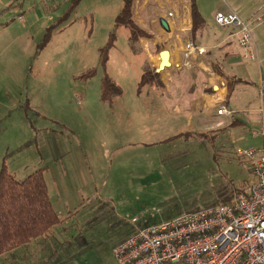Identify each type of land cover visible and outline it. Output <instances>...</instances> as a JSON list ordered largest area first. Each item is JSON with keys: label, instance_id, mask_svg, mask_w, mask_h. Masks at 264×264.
<instances>
[{"label": "rangeland", "instance_id": "rangeland-1", "mask_svg": "<svg viewBox=\"0 0 264 264\" xmlns=\"http://www.w3.org/2000/svg\"><path fill=\"white\" fill-rule=\"evenodd\" d=\"M12 1L0 0V170L4 164L23 180L43 169L60 223L0 257V264H117L114 247L136 228L233 203L238 190L253 185L243 153L263 146V135L252 136L262 131L260 119L235 126L241 141L217 130L163 142L176 132L166 120L172 99H187L190 86L204 85L198 64L221 68L220 48L200 44L210 11L192 41L206 53L184 65L181 52V67L161 73L164 89L146 86L137 93L160 51L180 52L190 41L182 11L165 33L158 21L174 11L159 9L157 0H135L133 19L151 36L131 42L129 29L115 23L123 0H76L58 25L72 0H17L21 7L7 9ZM110 35L114 43L103 68L100 50ZM257 45L264 52V41ZM249 72L258 83L257 68ZM105 76L122 90L111 102L100 97Z\"/></svg>", "mask_w": 264, "mask_h": 264}, {"label": "built area", "instance_id": "built-area-1", "mask_svg": "<svg viewBox=\"0 0 264 264\" xmlns=\"http://www.w3.org/2000/svg\"><path fill=\"white\" fill-rule=\"evenodd\" d=\"M168 17L173 14L169 12ZM214 20L218 26L232 29L231 37L244 59L258 60L251 22L234 12H217ZM252 21L264 22V14ZM203 53V47L187 42L184 65ZM217 114L230 113L220 108ZM243 155L255 182L239 192L233 203H219L136 228L114 247L117 264H264V149H247ZM131 223L136 225L138 220L133 218Z\"/></svg>", "mask_w": 264, "mask_h": 264}, {"label": "crops", "instance_id": "crops-1", "mask_svg": "<svg viewBox=\"0 0 264 264\" xmlns=\"http://www.w3.org/2000/svg\"><path fill=\"white\" fill-rule=\"evenodd\" d=\"M195 3L196 10H198L203 20V27L197 32L194 40L198 37L199 32L203 28L205 29V25L207 24L204 11H210L211 26L206 27L209 30L204 34L205 43L201 41L200 44L209 49H215V47L220 48V53L215 58H218L221 68L219 67V69L216 64L212 63L210 66H206L203 63L198 64L200 68L205 70L204 76L206 79L203 83L204 85L202 88L190 86L187 99L183 100V96L182 98L178 96L179 99H176L173 96L174 99H172L170 106V109L172 107V115L167 116L168 118L166 117V120H168L167 124H170L171 127L174 126V131L176 132L163 141L180 134L185 135L186 133L196 131L211 132L217 130L225 134L228 131L231 137L233 136L237 141H241V137L238 136L237 131H234L236 129L235 126L241 128L246 123L253 122L257 119L261 120L260 128L264 132V76L262 74L264 52L257 45L260 40L264 41V29L261 28L264 22L252 21L264 14V0H195ZM156 4L161 10L170 9L174 11L170 12L173 14V18L169 19L168 15L164 18L169 25V32L176 27V21L179 17L177 12L182 11L183 24L187 25L186 30L189 32V37L191 36L190 0H157ZM217 12H234L241 19L251 22L252 38L258 54L257 61H249L243 58L242 52L236 47L234 38L231 37L232 29L223 28L216 24L214 15ZM175 18L177 19L176 21ZM215 34H219L220 37H214ZM189 39L190 41H194L191 37ZM183 51L184 47L181 46L180 52L179 50L170 52V68H174L180 64V54ZM173 61H179V63ZM252 66L257 68L258 83L250 78L249 69ZM229 87L231 88L230 90ZM159 88L164 89L165 85L163 84ZM179 89L172 91L177 93L180 91ZM256 92H258V96ZM165 106L167 107V105ZM220 108H225L230 114L218 115L217 110ZM181 122H184L185 126L181 125ZM165 126L167 127L166 124ZM183 128H187V130H183ZM232 133H235V136ZM252 136L258 137L260 135ZM262 141L263 146L249 149H264V138Z\"/></svg>", "mask_w": 264, "mask_h": 264}, {"label": "trees", "instance_id": "trees-1", "mask_svg": "<svg viewBox=\"0 0 264 264\" xmlns=\"http://www.w3.org/2000/svg\"><path fill=\"white\" fill-rule=\"evenodd\" d=\"M134 1L123 0L122 9L115 18L116 26L122 25L129 29V41L131 42H136L137 40L146 39L151 36L146 30L141 29L133 19ZM76 2V0L70 2L69 6L58 18L56 25L68 19L69 14L76 8ZM21 6V2L13 0L9 3L7 9ZM196 9L195 0H190L192 24L190 37L192 40H194L197 32L203 27V20ZM56 25L52 26L50 30ZM107 40V45L100 50V62L103 68L107 62V52L113 46L114 35H110ZM155 70L144 72L141 75L137 86V93H140V90L146 86H163L160 78L161 74L155 73ZM120 92L122 90L118 85L110 81L106 76L103 78L100 95L102 101L111 102L113 97L119 96V94L121 95ZM182 136L184 135L180 134L163 142H172ZM43 175V169H39L29 174L23 180H16L7 171L6 166L4 164L2 165L0 170V257L5 254L12 255L18 248L27 246L32 241L41 238L52 227L58 226L60 223L58 213L51 203ZM244 191L240 189L236 194Z\"/></svg>", "mask_w": 264, "mask_h": 264}, {"label": "water", "instance_id": "water-1", "mask_svg": "<svg viewBox=\"0 0 264 264\" xmlns=\"http://www.w3.org/2000/svg\"><path fill=\"white\" fill-rule=\"evenodd\" d=\"M159 25L165 32H169V25L164 18L159 19ZM158 58H159V62L155 70V73L161 74L165 69L171 67L170 51L166 49L160 51L158 54Z\"/></svg>", "mask_w": 264, "mask_h": 264}]
</instances>
